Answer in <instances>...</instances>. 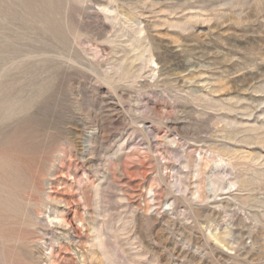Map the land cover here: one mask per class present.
<instances>
[{"label": "rangeland", "instance_id": "374dc122", "mask_svg": "<svg viewBox=\"0 0 264 264\" xmlns=\"http://www.w3.org/2000/svg\"><path fill=\"white\" fill-rule=\"evenodd\" d=\"M52 256L264 264V0H0V264Z\"/></svg>", "mask_w": 264, "mask_h": 264}, {"label": "bare ground", "instance_id": "6f19581e", "mask_svg": "<svg viewBox=\"0 0 264 264\" xmlns=\"http://www.w3.org/2000/svg\"><path fill=\"white\" fill-rule=\"evenodd\" d=\"M148 61V60H147ZM88 133V132H87ZM149 133V132H148ZM89 139V138H88ZM90 144V143H89ZM88 144V145H89ZM87 149V148H86ZM234 182V181H233ZM232 182V183H233ZM230 184H231V182H230ZM46 197H47V195H46ZM51 200H53V201H55V202H59V203H61V204H63L64 206H66L67 208H71L72 207V203L73 202H71V200H69L67 197H64V198H57V197H55V196H51V197H49ZM82 200V199H81ZM74 201V200H73ZM75 203V202H74ZM147 205V204H146ZM79 206V205H78ZM148 208V207H147ZM55 214V213H54ZM76 215H75V218L74 219H78L79 221H81L82 222V214H80V213H78V212H76L75 213ZM74 219L72 218H69L68 217V215H67V213H60L59 212V214L58 215H55V216H53L52 217V223H54L56 226H58L59 228H62L63 230H67V229H72L73 228V221H74ZM51 223V222H50ZM82 225H84V224H82ZM87 225V224H86ZM75 226H76V224H75ZM85 227V226H84ZM77 228V227H76ZM86 228V227H85ZM81 229V228H80ZM86 230V229H85ZM73 231V230H72ZM75 232H77L76 230H75ZM82 232V231H81ZM97 238H101V237H97ZM96 238V239H97ZM102 239V238H101ZM100 240V239H99ZM81 241V240H80ZM98 241V240H97ZM79 242V241H78ZM58 243V242H57ZM59 246H60V249L62 248V246L59 244ZM66 249H68V248H66ZM70 249V248H69ZM84 259V258H83ZM46 260V259H45ZM59 262H60V259L59 258H57V257H54V256H52L50 259H49V263L50 264H59Z\"/></svg>", "mask_w": 264, "mask_h": 264}]
</instances>
